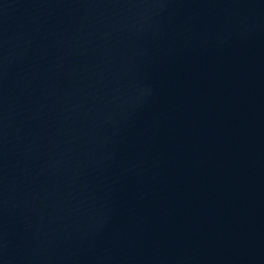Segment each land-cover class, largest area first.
Masks as SVG:
<instances>
[{
  "label": "water",
  "instance_id": "water-1",
  "mask_svg": "<svg viewBox=\"0 0 264 264\" xmlns=\"http://www.w3.org/2000/svg\"><path fill=\"white\" fill-rule=\"evenodd\" d=\"M0 264H264V0H0Z\"/></svg>",
  "mask_w": 264,
  "mask_h": 264
}]
</instances>
